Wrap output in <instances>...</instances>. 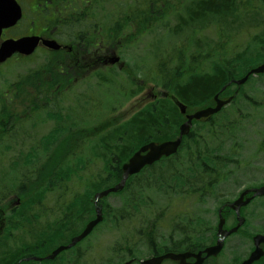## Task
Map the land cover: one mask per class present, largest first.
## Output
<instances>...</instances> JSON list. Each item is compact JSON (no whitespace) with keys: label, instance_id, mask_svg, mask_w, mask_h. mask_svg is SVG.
<instances>
[{"label":"rangeland","instance_id":"1","mask_svg":"<svg viewBox=\"0 0 264 264\" xmlns=\"http://www.w3.org/2000/svg\"><path fill=\"white\" fill-rule=\"evenodd\" d=\"M188 1L193 2L194 0H186V2L184 3H187ZM105 2L108 5L101 9V11L99 12V16L101 18L100 22L104 23L101 24L100 31L102 35L105 34L106 37H108L109 34L114 33L116 45L118 51L120 52L119 54L123 57L125 64L128 66V71L126 73H119V71L116 70L119 75H115V72L113 74L105 72L104 77L106 78V80H109V82L112 83H105L102 86L100 85L101 88L97 89V92L99 94H93L91 96L93 98L85 99L81 109H78L79 114H82L85 118L91 119H85L86 123H97L98 127H102L100 130H95L90 134L93 135V137H91L89 140L91 141V143L92 141L95 142V144L96 140L100 139L103 134L112 131V128L116 129V127H118L119 125H125L129 123L130 119L134 115L143 110V104L148 101L146 95H144L146 91H149L151 88H155V95L158 96L161 95L162 92L165 91V89H168L154 82V78L158 73L167 71V73L171 76V73L175 70L176 66L179 67L178 71H182V68L185 70L189 69V67L191 66H194V64L189 61V57L191 55H194L198 50H202L206 43H211L213 37L217 38L218 35V33L214 31L213 28L206 27V24L203 22H201V29L196 30L195 33L193 32L192 28L189 29V27H186L180 34H175V29L178 25V22L172 16L168 17V20L160 23V25L152 26L151 24H149L150 29H148L147 31H142L140 33V31L134 30L135 28L131 29L124 27L123 29L121 28V31L118 34L115 27H117L116 24L124 16L123 12L121 11L122 8L120 9L119 6L123 5L125 7L124 4L134 5L136 0H113V4L112 0L111 3L109 0L102 1V3L104 4ZM169 2L174 3L177 2V0H169ZM111 4L115 7L112 8ZM124 9H126V7ZM254 33H257V31H254ZM192 35L193 40L190 42ZM131 36L134 37V40H132V38L130 39ZM249 37L250 35L247 34L240 39L237 38L234 42L243 45L246 44L245 41L248 40ZM180 51H183L184 59L182 64L177 65V59H173L174 57L172 56V53H177L174 55L178 56V53ZM210 60L213 61L212 58H210ZM40 64L41 62L35 60L30 63H21L19 67L11 66L10 68H8L10 72L8 71V73H6L3 77H0V90L3 89L2 87H4V92H7L6 87L11 86L12 83L17 80L16 78L19 74L22 75L26 73L27 70L33 69ZM204 66L210 67V62L204 63ZM185 71H187L186 73H189V70ZM193 72H195V70ZM127 74L128 76L134 77L141 81L145 79L146 89L143 93L141 92L144 87L138 88L136 85L128 91V93L130 94L135 93V96L130 97L129 95L128 98L127 96L125 98L124 96L118 94L117 89L123 86L122 82H119L121 81L120 77L125 78ZM185 76L186 77L184 80L189 77L188 75ZM262 76L263 77L254 75L252 79H250L244 85H241L237 99L232 104L226 106L208 120L195 122L190 133L191 135L193 132H195L191 136L193 139L188 141V138H185L186 140L184 139V144L180 148L177 157L173 158V160L169 162L163 161L156 165L157 170L159 169L164 171L167 166L171 167L174 166V164L177 166L185 164L186 161L184 160V158L185 154L188 152V149L186 147L189 145L190 147H192L191 151H195L193 142L195 140L204 143V150H206L208 160L212 165L215 164L214 160L216 155H221L222 153H225L226 150L230 151L232 149L233 143L239 142L242 147H240L239 150L241 151H239V153L237 154L239 161H241V163L243 164V169H238L237 167L233 168L236 171V179H238V181H236L234 185H228L226 187L221 185V188L223 189L218 196H205L203 198L204 202L200 201L192 204V206L190 207V215H182L179 213V204L182 199H177V197L175 196V188H178L175 186V183L171 181V178L166 182L162 190L159 189L158 191L157 189H149L147 188L148 186L146 178L148 174H151V170L145 169L133 179H130L128 181L127 186H131L129 187L128 193H112L107 196L105 202L109 204L113 210H116L118 207L124 205L123 203L127 195L130 193L131 196L134 191L138 189V184L142 183V186H144L145 189L141 194V197L138 198V201H141L143 212L142 223L145 224L153 220L152 217L158 216L163 211H167V214H169V216L166 217L169 219L159 226L156 233L155 239L156 244L159 246V248L171 246L173 241L182 242L186 238L177 237L168 233V229L166 228V226L171 225V222L169 220L176 221L180 224L187 220L191 223L192 226L193 222L200 223L202 225L201 229L205 231L206 237L201 236L199 231H195V234L199 236V243L203 245L210 244L208 243V241L212 240L213 234L211 232L217 229L215 222L217 221L216 214L218 207L227 201L230 202L235 200L241 193V191L249 187V185H261L264 183V146H262V143H264V109L261 112L260 109L257 110L258 105H260L261 108H264V75ZM234 90L235 88L232 87V93L234 92ZM102 93L106 94L105 103L108 102L109 97L112 98L113 96H115V100H113V102L111 101L112 104L110 107L107 106L106 108H104L102 103L99 104V101L95 98L97 97V95L101 98L104 97ZM0 96H2V94ZM164 100L159 99L157 105L166 107L169 106L170 103H173V101L170 99ZM193 100L195 99L193 98ZM190 102L192 101L190 100ZM213 104L214 99L213 97H211L203 105L194 104L192 106L195 109H199ZM4 106L5 105L0 106V115ZM258 112H260L261 115H255L258 114ZM98 115H101L103 119H100L98 117V120H96V116ZM7 119L8 118H6V121ZM10 121L11 123H13L12 117L9 122ZM221 122L223 123L220 124ZM233 123L234 125H232ZM231 128L234 129L232 130ZM7 129L8 133L15 130V128L11 124H9ZM104 129L105 132L99 134V132L103 131ZM45 130L46 127H43V130L39 128V131L41 133H43ZM214 133H216L217 136H212V134ZM4 134L5 133L0 129L1 140L2 137H4ZM178 135L179 130L174 138ZM3 139L9 138L4 137ZM15 144L16 142L13 143V148ZM15 149L17 148L15 147ZM137 149V146H135L134 152ZM134 152H132V154ZM7 153H9L8 156L4 157L6 163L1 159L0 170L4 169V167L7 166L10 160L13 159L14 153ZM66 153H68V151ZM84 154L86 160L89 161L90 154L88 155L87 150H84ZM34 155L35 157L33 158V160L29 158L31 163L33 161L34 166L42 163V161L48 163L51 160V158L42 151H38ZM197 155L198 154L195 153V157ZM27 157H29V154L27 155ZM92 161L96 164L95 169H98L100 178L102 176L106 177V174L112 172V170L115 172L118 170L117 167H110L107 173H103L105 171V167L101 160L93 157ZM92 161L91 163L92 165H94ZM19 165L21 169L20 171L18 170L19 172L14 175L17 176L18 179H22L24 177L21 176V171L24 170V167L21 163H19ZM4 173L6 174V172ZM50 177V174L46 173L39 177V181L44 179L49 180ZM10 179L12 178L8 177L7 181L11 182ZM119 180L120 178L118 179V181ZM73 189L80 190L81 187L75 185ZM76 195L80 194L76 193ZM14 197L15 196L13 194H10L5 199V203H8L10 201L12 202L14 200ZM196 199L197 197H194L192 201L194 202ZM184 200H186V198ZM256 202L257 205L255 207V211L252 213L254 227L255 229L264 230V197L258 198ZM254 205L255 201L252 205L245 207L243 211L249 214V211L246 209H250ZM82 213L84 217L81 221L76 222L75 226L65 229L62 232L54 235V237H57V240L54 243L50 242L46 235H37V251L49 253L54 247L61 244V242H68V238L79 232L83 228L84 224L94 217L93 211L85 212L83 210ZM176 214H179L180 216L175 218ZM114 218L115 217H109L108 220L102 223L98 227V229L94 231L87 239L78 244V247L71 251L63 253L56 261L57 264H64V262L66 263L68 261H71L73 260V258L76 259L75 264H82L79 257L77 256L78 249H80L79 253H89L90 260L94 257L96 264H114L116 252L117 250L122 249L123 246H129L131 251L135 252V254L137 256H140L141 258L146 257V254H151L150 249L146 246L147 244L145 245V242L143 240H140V237L138 238V243L136 242L135 238L132 240V232L127 228L128 222L117 221L118 224H116L113 221ZM140 221L141 219L138 218L137 222ZM39 222L41 224L46 223V220L41 219ZM231 223L232 222H227V227H231ZM244 229L245 228L241 230L243 231V233H238L226 239L225 251L217 259H214L212 261V264H235L238 261L243 260L244 257H247V255L253 249V243L252 238L250 237L251 234L246 235L245 233L244 235V231L246 230ZM13 234L15 236L17 235L16 237H19L20 240L15 248L21 244V241L26 245L33 242V238L28 236L26 233H23V231H14ZM37 237H42V239L46 238L48 241L43 247H39V245H41V240H39ZM129 240H131L132 243H130ZM152 242H150L148 245H150ZM92 251H94V253H91ZM3 255L4 251L1 250L0 246V260L3 258ZM10 258L12 259L7 263L10 264L11 261L14 262L13 260H16L17 263L15 264H18L21 260H23L24 257H21L19 259L18 255H14Z\"/></svg>","mask_w":264,"mask_h":264},{"label":"trees","instance_id":"2","mask_svg":"<svg viewBox=\"0 0 264 264\" xmlns=\"http://www.w3.org/2000/svg\"><path fill=\"white\" fill-rule=\"evenodd\" d=\"M139 3L134 5V7H131L133 21H135L134 27L131 26V29L135 28L134 30L140 31V33L150 29L149 24L152 26L160 25V23L168 20V17L170 16L175 18L178 22L175 34H180L186 27H189V29L192 28L195 33L196 30L201 29V22L205 23L206 27L213 28V30L218 33L217 38L213 37L211 43H206L202 50H198L194 55L189 57V61L194 64V66L189 67V69H185L189 70V73H186L187 71L183 68L182 71H178L179 67L176 66L175 70L171 73V76L167 71H162L154 78L156 84L168 88V90L170 89L172 93L174 91L176 96L181 98L182 101L187 104L189 112L196 110L192 105L205 104L209 98L214 97L219 93L223 86L227 85L231 79L240 78L246 75L251 68L264 62V0H194L193 2L188 1L187 3H182L181 0H177V2L174 3H170L169 0H149L146 7L140 6ZM130 22L131 21L128 20V18L126 20L124 18L120 19L116 24L117 27H115L117 33H120L121 28H130ZM254 31H257V33H254ZM247 34L250 35V37L245 41L246 44L241 45L234 42L237 38L240 39ZM131 38L134 40L133 36H131L130 39ZM192 40L193 35L191 36L190 42ZM174 54L177 53H172V56L174 57L173 59H177V65L182 64L184 59L183 51H180L178 56ZM210 58H212L213 61H211ZM207 62H210V67L204 66V63ZM194 70L195 72H193ZM185 75L189 76L186 80H184L186 77ZM120 78L121 81L119 82H122L123 86L117 89L118 94L125 98L126 96L128 98L129 95L130 97L135 96V93L130 94L128 91L136 85L138 88H141L137 84V79L131 76ZM104 83L112 82L103 78L102 74L100 75V85L102 86ZM193 98L195 100H193ZM113 99L115 100V96H113ZM190 100L192 102H190ZM158 101L159 98H157L156 101L149 102L145 107L143 106V110L134 115L129 123L119 125L116 129L112 128V131L103 134L100 139H97L96 144L93 141L91 143L86 137L80 139L81 133L76 130L80 127L81 119L85 117L82 114L77 113L78 109L76 108L72 110L75 112L71 114L78 117L77 125H74L70 120H65L64 118L62 125L52 129V131H54L53 134L56 132L63 134L61 136L64 138L60 142L47 137H36L33 139V142H31V145H28L25 144V142L14 141L15 139L5 141L0 139V148H4L8 152L13 150L14 153L13 159L10 160L8 166L0 170V202L10 194H17L22 199V205L19 210L12 213V215H9L10 220L14 221L15 226L19 229H26V224L29 221L28 216L30 217V213H33L32 207L35 204H39L41 210L48 211L51 207L56 208L60 203V200L72 192V189L66 188V186L61 183L63 179L57 180L52 178V180L48 181H46L47 179L39 181L37 175L35 176V173L37 172L34 171L37 170L41 164L33 166V161L32 163L30 162V157L31 160H33L35 157L34 154L38 151L47 153V151L52 149L53 145L58 142L55 157L60 156L62 153L64 154V152H67L70 149H79L81 151L86 149L87 152L89 151L92 156L94 155L95 158L100 159L104 164L106 172L104 171L103 173H107L110 167L116 166L118 168L116 172L112 170V172L106 174V177L102 176L100 180H97L90 185H86L83 191L79 193L80 195H76L83 197L82 199H84V203L80 204L77 199L73 202V205L75 207L83 206L84 211L88 212V207H93L92 200L94 194L113 186L118 182V179L121 178V164L132 155L135 146L139 148L141 145L149 141L155 140L157 142H162L174 139V136L179 130V125L185 121V117L180 113L175 104L170 103L171 106L161 107L157 105ZM3 117L5 119L10 118V115L5 114ZM46 117V119L53 118V114H49ZM96 117V120H98V117L103 119L101 115ZM1 119L0 129L1 125L2 127L4 126V133L7 135V123L5 124ZM87 124H94L97 126V123H86L85 121L86 127ZM33 128L35 127H28V130H32ZM85 132L87 131L85 130L82 133L86 134ZM194 133L195 132L189 135V137H186V139L188 138L187 141L193 139L191 136ZM212 136L215 137L217 135L214 133ZM14 142H16V144L13 148L12 145ZM193 142L195 151H191L192 147L189 145L186 147L188 149L184 158L186 163L180 165L181 167L174 164V166L171 167L167 166L163 171L159 169L157 170L156 163L149 169L147 168L148 170H151V174H148L146 178L147 188L162 189L166 182L171 178L173 183L176 181L179 182V184L184 185L186 188L194 187L198 192L197 194L200 192L205 193V191H213L215 183L222 181L219 179L220 172L216 173L207 167V165H211V163L208 160L206 150H204V143L197 140ZM15 147L17 149H15ZM195 153L198 154L196 157ZM28 154L29 157H27ZM177 155L178 153L165 160L169 162L177 157ZM81 161L82 157L79 156L76 165H80ZM19 163L24 167V170L21 171V176L24 177L22 179H18V177L14 175L21 169ZM194 166L198 168L197 171H195L196 176L191 181L192 174L190 168ZM4 172H6V174ZM44 172L47 174L50 173V171L45 169L43 172L39 171L41 175H44ZM72 172L73 171L70 173L57 171L54 173V176H69ZM8 177L12 178L10 179L11 182L7 181ZM134 177L135 176L130 179H133ZM129 187L131 186L125 187L117 194L128 193ZM144 189L145 187L142 186V183H139L138 189L134 191L131 196L129 193L123 203L124 205L118 207L116 211L105 202V199L101 200L100 204H102L106 215L111 216L115 212L114 215H121V219L124 222L129 223L130 221H133L136 223L138 218L142 221V206L141 201H138V198L141 197ZM202 196H204V194ZM69 208L72 209L73 207L70 205ZM129 209H131V213L134 216L132 219L125 217V215L130 214L128 213ZM64 211L65 210H63V212ZM52 213L55 214V212ZM167 216H169L167 211H163L157 216L155 221L160 220L162 222ZM50 221L51 220H48L47 223H42V226L37 228L35 232L36 235H46L48 230H51L53 233L49 232L51 235L47 238L50 242L54 243L57 240V237H54V235L70 228V226L69 222L65 220L52 222V226H50ZM153 228L154 227L152 226V229ZM154 230L150 232L148 228H142V235H146L152 240L155 238V234L158 231L154 232ZM37 238L41 240V245H39V247H43L48 241L44 242L42 237ZM70 238H68V240H70ZM191 246L192 249H200L204 245L200 244L199 238H197L195 245L191 244ZM123 248H125V246H123ZM37 249L36 243L34 244L33 242L27 245L20 244L18 249L9 248L5 250L3 258L0 260V264L3 262H6L3 264H9L7 262H9L12 259L10 257L14 255H18L20 259L27 255L36 254L41 256L46 254L44 252L36 251ZM13 261L14 262L11 261L10 264L17 263L16 260ZM74 261L76 262V259H74ZM22 264L36 263L23 262Z\"/></svg>","mask_w":264,"mask_h":264},{"label":"flooded vegetation","instance_id":"3","mask_svg":"<svg viewBox=\"0 0 264 264\" xmlns=\"http://www.w3.org/2000/svg\"><path fill=\"white\" fill-rule=\"evenodd\" d=\"M101 3V0H15L14 4H18L22 9V17L17 22L2 28L0 31V49L6 40H18L27 36H40L44 39H54L61 44V47L58 50H52L40 44L30 55L17 51L4 60V62H0V77L8 73V68L11 66L19 67L21 63H30L35 60L41 62L39 66L27 70L22 75L19 74L16 78L17 80L11 86L6 87L7 92H4V87L0 90V95L2 94L0 106L5 103L7 112H10L13 119V123H11V121L9 122L11 118L8 122L3 118L5 124L7 123V127L11 124L17 130L16 133L24 132L25 134L23 136H27L30 140L36 137H47L60 142L64 138L61 136L63 134L58 132L53 134L54 131L52 129L62 125L64 118L65 120H70L74 125H77L78 117L71 114L75 112L72 110L75 108L81 109L85 99L93 98L91 96L98 93L97 89L101 88L99 86L101 72L110 73L112 71L111 67H116V65H110L111 57L118 53L114 33L106 37L100 31L101 18L99 12L101 11ZM143 86H146V82L142 83ZM240 88H235L233 93L224 95L221 98L225 99L233 96L234 102L237 99ZM102 94L104 96L106 95L105 93ZM95 98L100 102L101 97L97 95ZM258 109L261 112L264 108L258 105ZM260 112L255 115H261ZM49 114H53V118L46 119V116ZM85 119L91 120L90 118L81 119L80 127L76 130L81 133L80 139L85 136L90 139L93 137L90 134L95 130H99V127L94 124H87L86 127ZM29 124L35 128L31 130V134H26V129ZM38 125H40L39 128L41 130H43V127H46L45 132L41 133ZM231 129L233 130L234 128ZM4 130L5 128L1 131L4 132ZM85 130L87 132L83 134L82 132ZM3 136L6 137V134ZM262 146H264V143H262ZM240 147L242 145L239 142L233 143L230 151L226 150L225 153L215 156V165H207L209 169L216 173L220 172L219 179L222 181L215 183L213 191H205V193L199 191V196L203 197V194L204 196H218L223 189L221 185L226 187L228 185H234L238 181L236 179V171L233 168L243 169V164L239 161L237 154L241 151L239 150ZM84 150L81 153L82 161L80 165L71 167L58 165L52 168V170L64 169L65 172L73 171L70 176L57 177L63 179L62 183L66 188L73 189L75 185L91 184L99 177L98 169H95L96 164L92 161L95 156H90V159L88 158L89 161H87ZM56 151L52 150L47 152V155L52 158L55 156ZM91 161L94 165H92ZM197 168L196 166L190 168L192 174L191 181L196 176L195 171H197ZM174 183L178 188H175L174 193L177 199H182L179 204V213L182 215H190V207L196 203V200L193 202L192 199L197 197L198 192L194 187L186 188L184 185L179 184V182L175 181ZM263 185L264 183L261 185H249V187L241 191L235 200L222 204V206H226L224 213L226 223L232 222L231 227H227V229L236 226L239 218L244 219L242 226L235 235L243 233L241 231L243 228L246 229H244V235L245 233L246 235L251 234L250 237L258 233L264 234V230L255 229L252 214L257 205L256 200L264 197V195H256L254 189ZM185 198L186 200H184ZM240 198H242V206L240 208V214L238 215L230 206L235 204ZM74 200V198L64 197L60 200L56 208L51 207L48 211L41 210L39 204H35L32 207L33 213H30L29 217L31 227L34 230L41 227L42 224L39 221L44 219L46 223L48 220H51L50 222L65 220L69 222V226L72 228L76 222L81 221L84 217L82 213L84 207H75L73 205ZM78 200L80 204L84 203V199ZM254 201L255 205L250 209H246L249 211V214L243 211L245 207L252 205ZM70 205L73 207L72 209L69 208ZM91 209V206H89L88 210L91 211ZM63 210L65 211L63 212ZM52 212H55V214ZM179 216V214H176L175 218ZM169 221L171 225L166 226L169 234L174 236L183 235L184 237L195 236V231L197 230L194 223L192 226L187 220L182 224L176 221ZM160 225H162L160 220H153L147 222L144 229L148 228L152 232L155 228V232ZM152 226L154 227L153 229ZM140 240H143L145 245L147 244L146 246L150 249L152 256H157L160 253L168 251L179 252L181 250L180 244L186 243V241L180 243L173 241L171 246L159 248L156 244V239H152V242L146 235H141ZM150 242L152 243L148 245ZM80 256L83 259L85 253H80ZM243 260L237 264H240ZM92 262L95 264L94 257ZM129 264L142 263L131 262ZM164 264L175 263L166 261ZM258 264H264V261Z\"/></svg>","mask_w":264,"mask_h":264},{"label":"water","instance_id":"4","mask_svg":"<svg viewBox=\"0 0 264 264\" xmlns=\"http://www.w3.org/2000/svg\"><path fill=\"white\" fill-rule=\"evenodd\" d=\"M7 24H8V17L6 15L5 9L2 8V3L0 2V28H2L3 26H5ZM39 40H40L39 37H28V38H24V39L19 40V41H14V40L7 41L3 45V47L0 51V60H5L8 56H10L12 53H14L17 50L23 52L24 54H31L32 51L34 50V48L38 45ZM44 43L50 47L52 46L54 48H59V45L55 41L45 40ZM262 72H264V64H261L258 67L252 69L248 75H246L245 77H243L240 80H237L236 83L241 85V84L246 82V80L248 79V76L250 74L262 73ZM174 100L177 103V105L179 106L181 112L185 113L186 112V106L184 104H182L180 101H178V99L174 98ZM216 101H217V105L215 107L204 108V109L196 111L193 114L187 115V120L180 126V134L176 139L165 141L162 143L150 142V143L143 145L130 158V160L124 164V166H123L124 173H123V177H122L120 183H118L117 185H115L113 187H110L109 189H106L104 191L96 193V195H95L96 201L95 202L97 203L100 198L107 196L111 192H116L118 190L123 189L125 186L127 178L132 174H136V173L140 172L144 166L150 165V164L156 162L162 156H169V155L177 152L179 146L182 143L183 136L189 134L190 129H191V125H192V122L194 119H201V118L208 117V116L220 111L221 108L228 102V101L219 100L218 96H216ZM254 191H255L256 195L264 194V187L254 189ZM240 202H241V199L239 201H237L236 203L242 204ZM102 219H103L102 209L99 208L97 210L96 219L91 221L86 226V228L84 229V231L80 235L74 237L72 239L71 243H69L68 245L60 246L57 249H55L53 251V253L51 255L47 256L46 258L53 259L61 251L75 245L77 242H79L80 240L85 238L92 231L94 226L97 225L100 221H102ZM222 226H223V220H221L220 226H219L220 227L219 233L223 237L220 236L216 245L211 246L205 250L208 256L218 254L223 247L224 238L228 234L233 232V230H235V229H233L232 231L226 232V231L222 230ZM255 242L257 245L256 250L252 253L250 258L248 260H246L243 264H252L255 260L259 259L262 256V251L259 250L258 245L260 243L264 242V235L256 236ZM190 256H195L197 258V262L194 264H202L204 258H202L201 252L198 254H192V253L172 254V253H169V254L162 256L158 261H161L163 258L172 257L175 259H180L183 262L186 258H188ZM25 259L26 260H30V259L31 260H42V258L34 257V256L27 257ZM158 261L154 260L152 262V264H158Z\"/></svg>","mask_w":264,"mask_h":264},{"label":"bare ground","instance_id":"5","mask_svg":"<svg viewBox=\"0 0 264 264\" xmlns=\"http://www.w3.org/2000/svg\"><path fill=\"white\" fill-rule=\"evenodd\" d=\"M22 261V260H21ZM21 261L18 263V264H20L21 263Z\"/></svg>","mask_w":264,"mask_h":264}]
</instances>
